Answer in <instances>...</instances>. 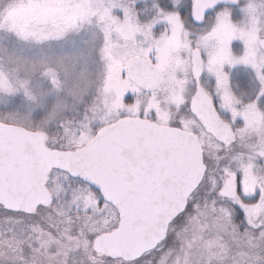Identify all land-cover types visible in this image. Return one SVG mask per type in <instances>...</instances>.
Instances as JSON below:
<instances>
[{
  "label": "snow or ice",
  "instance_id": "1",
  "mask_svg": "<svg viewBox=\"0 0 264 264\" xmlns=\"http://www.w3.org/2000/svg\"><path fill=\"white\" fill-rule=\"evenodd\" d=\"M0 264H264V0H0Z\"/></svg>",
  "mask_w": 264,
  "mask_h": 264
}]
</instances>
